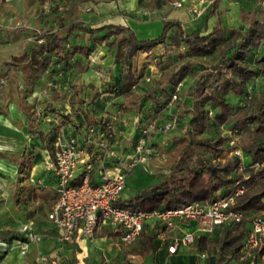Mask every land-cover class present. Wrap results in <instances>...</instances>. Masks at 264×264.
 I'll use <instances>...</instances> for the list:
<instances>
[{
	"label": "trees",
	"instance_id": "trees-1",
	"mask_svg": "<svg viewBox=\"0 0 264 264\" xmlns=\"http://www.w3.org/2000/svg\"><path fill=\"white\" fill-rule=\"evenodd\" d=\"M46 1L52 3L53 0ZM147 1L153 3L155 8H162L177 0H138V6L146 7ZM260 2L256 9L241 12L243 28H228L219 21L210 31L188 32L180 21L166 20L161 35L150 39H139L130 26L106 24L91 27L84 22L66 25L62 16L53 14L54 22L66 28L65 33L60 35L50 31L39 34L37 45L4 63L8 71L29 63L38 65L40 72L60 65L62 72L74 68L75 78L79 79L92 67L93 46L104 43L116 50L115 63L125 67L121 79V110L140 111L143 103L147 102L154 114L163 116L171 103L179 105L190 116L184 134L176 137L175 147L166 152V159L161 165L164 171L153 176L156 178L154 184L124 201L119 200L117 203L123 207L146 211L175 208L196 201L210 203L230 193L235 189L239 160L230 155L228 141L230 133L237 135L243 152L251 157V163L247 165L250 178L243 182L245 191L237 197L235 205L245 213V219L241 224H236L240 225L236 230L226 227L220 239L201 237L198 240L201 250L227 252L228 257L218 255L216 264H229L243 249L247 234L246 224L243 223L248 221L247 213L264 212V88L252 94L248 91L250 82L264 77V0ZM219 7L220 0H213L209 16L216 15ZM76 32L89 36L93 46L73 45L71 40ZM166 46L170 52L178 54V61L162 71L159 78L150 80L147 86L138 87L135 59L140 54ZM77 55L84 60H76ZM190 75L196 76L195 83L180 94L183 99L189 98L192 104L173 101L176 88ZM72 87L74 92L69 102L76 115L84 110L85 99L82 97V85L73 84ZM230 94L238 98L247 96L248 100L244 105H235L228 99ZM55 95L60 96V93ZM99 95L96 92L88 106ZM85 116L87 126L107 122L103 119L97 121L87 114ZM27 117L30 122L37 120L31 113ZM211 123L218 130L226 128L209 134ZM33 125L35 128L32 126V132L36 135L38 124ZM18 236L24 238L20 232ZM33 264L41 263L35 261Z\"/></svg>",
	"mask_w": 264,
	"mask_h": 264
},
{
	"label": "crops",
	"instance_id": "crops-1",
	"mask_svg": "<svg viewBox=\"0 0 264 264\" xmlns=\"http://www.w3.org/2000/svg\"><path fill=\"white\" fill-rule=\"evenodd\" d=\"M181 1L183 2L182 7L173 6V3L169 2L162 8H158L157 11L159 13L167 14V19L180 21L182 26L188 32H193L195 30L205 31L206 29L207 31H210L217 24L214 23L216 20L212 24V18L210 19L209 16V12L212 8V5L210 6L212 0H205V2L200 7L199 16H196V14L193 16V13L189 10V6L196 5L199 0ZM103 2H109L108 4L110 7L115 6V9L118 8L122 11L121 14H118L115 18H112L113 22L117 21L114 23L119 25H126V23L122 21L123 18H125L122 16L125 11L132 13L138 7V0H103ZM118 20H121L122 22H118ZM161 22L162 21H160V23ZM161 48L162 47H157L150 53L140 54L135 59L134 70L137 71L136 64H138V68L141 67L139 64L141 63L140 61L142 58L147 61L146 58L149 57L150 54H152L154 51H161ZM115 53L116 50L113 49L109 61L107 62V66L111 72L110 77H107L103 80L101 78H95L91 72V69H89L86 73L81 75L79 79L71 80L72 85L80 84L83 86L82 97L85 99L83 111H79L76 115L73 114L72 104L66 99L67 97L63 98L62 96L64 95L56 96L55 93L57 92H54L55 98H50V96H47L46 101L38 105V107L44 110V113L43 116L39 117L37 120L38 133L36 135L33 133L32 134L34 135L36 142L41 141V139L42 142L48 141L50 147L41 148L39 152H37L39 153L38 156L30 161V169L27 170V173L29 175V189L31 187L32 188L27 193L25 191L27 186V184H24L25 180L19 181V179L16 177L18 170H26L25 167H27L28 164L26 163L23 167V163L14 164L10 159H8L6 162H2L3 160H0V175H7L8 178H5L4 180L9 181V190H0V215H2L0 217V224L20 225L22 224L21 221H25V218L28 216V220H26L28 223L26 224H35V229L37 231L45 228L44 240L40 243L31 245L30 248L32 251L28 258H25L27 255L22 256L18 252H10L5 255V263L22 264L26 259H28V264H33L35 261H40L47 257V261L49 262L56 263V259H63L62 261L65 262V264H216V258L218 255H220L219 253L215 255L211 254V258L208 262H206L207 254L205 252L201 254L200 258L198 257L199 251H205V249L201 250L199 248L198 240L201 237L206 239L218 237L221 238L224 229L228 226L231 227V225L216 226L212 233H204L199 230V224L196 221L176 220L175 225L168 228L164 222L153 218L145 222L144 230L136 242L133 243L135 244L133 248H128L126 247L127 245L122 242V233L113 228L111 225L105 223H103L104 225L101 226L93 238L78 236L73 244L61 242L58 239L56 226L51 220L48 219V214L58 198V177L55 169L50 166V164L54 161L53 144L57 139L65 140L68 137L76 136L79 138L80 144L84 147V137L87 129L85 115L87 114L90 118H94L99 121L100 119H98L99 115L97 111L99 106H101L102 103L104 105L108 104V102L115 103L114 106L118 108L116 115L119 120L127 119L128 121L127 125H123L124 129H122V132L124 136L122 140H127L129 142L125 144L121 143L120 145L119 143L117 144V149H120L121 151L122 148V156L119 158H109L106 160V168L108 172L111 175H114L117 173L126 172L125 167L128 160L130 162L131 159H136L135 149L137 141L141 136L140 130L142 123L145 119L154 115L150 105L147 102L143 103L144 106L140 111L125 112L119 108V104L123 100V97L121 96V79L125 71V67L121 63H115ZM173 64H168L162 71L174 66ZM162 71L157 74L156 78L160 77ZM189 79H192V75L188 76L181 83L182 86H184L185 83H188ZM45 81V78L42 79L38 85L41 87ZM96 92L100 94L98 99L88 106ZM237 98L238 97L234 94H230L228 96V99L231 101H237ZM37 101H39V99ZM186 102L191 105V100L189 98H187ZM92 109L95 110L92 111ZM84 111L86 113H84ZM181 111L183 110L181 109ZM168 115L169 110L166 109L163 121H166V119L169 118ZM19 121L24 123V125L26 124V127H28L27 124L29 123V118L26 115L24 118H20ZM0 125L8 129H12V127H14V122L9 120L7 117L3 118V116L0 115ZM160 136L162 135H152L151 142L153 144L156 143L155 141L161 139ZM44 138L45 141H43ZM22 145L23 142L18 136L15 138H7L0 135V153H3L4 155L9 153L7 151H10V153L20 154ZM126 149L128 150L126 151ZM158 149V146L155 147V152L149 156L148 162L144 164L146 166L148 164L150 166V170L157 173L160 172L161 164L166 158L165 155L161 156V153H159ZM164 149L167 148L164 147ZM94 151V149L89 148L90 154L85 156L83 161L80 163L72 184L78 185L82 182L84 177V167L90 157L94 161L96 167V170L92 171L90 174V182L93 185L98 183V167L101 162L96 158V154L93 153ZM2 159H5V157H2ZM12 173L15 175L14 177H11ZM19 175L21 178L23 177L24 173H20ZM127 179L128 177L126 178V187L128 181ZM126 187L121 195L120 201H124L129 198L128 193L125 191ZM7 197L11 198L12 204L15 205V208L20 207L21 204H24L27 209L26 212L21 208H18L19 211L14 210V214H17L15 216L18 217L16 221L3 220L6 215L5 212L7 206L10 205L7 201ZM259 213L264 212L252 211L247 213L248 221L243 223L246 224L245 228L247 232L244 239V247L233 257L229 264H264V259L260 252L258 250H251L245 245L247 236L252 226L251 217ZM23 214L25 217H23ZM21 226L22 225L18 226V228L20 227L18 229L19 231L24 225L22 227ZM160 232H163V237L158 236ZM186 233L195 234V243L188 247H180L178 252L173 255L169 254L168 246L172 244L176 238H180ZM113 238L116 239V242L112 240ZM19 241L20 240L18 239L15 240L17 243H19ZM203 254H205V257H203ZM40 263L45 264V262Z\"/></svg>",
	"mask_w": 264,
	"mask_h": 264
},
{
	"label": "rangeland",
	"instance_id": "rangeland-1",
	"mask_svg": "<svg viewBox=\"0 0 264 264\" xmlns=\"http://www.w3.org/2000/svg\"><path fill=\"white\" fill-rule=\"evenodd\" d=\"M212 1L210 6L212 5ZM108 3L109 2H103V0H53L52 3L49 1L47 2L46 0H0V115H2L3 118L7 117L9 120L14 122V127H12V129H8L0 125V135L7 138H15L18 136L23 142L20 154L10 153V151H7L9 153H6L5 155L0 153V160H3L2 162H6L8 159H10L14 164H22L23 162L28 164L27 167H25L26 170H18L16 177L19 179V181L25 180L24 184H27L25 189L26 193L32 188L31 187L29 189V175L27 173V170L30 169V161L38 156L39 153L37 152H39L41 148L50 147L49 142L45 141V138L43 140L45 142H42V139L41 141L36 142L34 135L32 134V126L35 128L33 124H37V120L39 117H42L44 113V110L38 107V105L44 103L47 96H50V98H55L54 92H59L61 96L64 95L62 96L63 98L67 97L66 99L69 100L74 92L71 80L76 79V70L72 68L67 72H62V66L57 65L51 67L48 71L40 72L38 65L29 63L28 65H25L17 70L8 71L6 70L4 63L12 60L15 56L22 55L24 52L29 51L33 46L37 45V36L39 34L52 31L63 35L66 28H61L59 23L54 22L53 14H56V16H62L66 25L71 22H84L86 25L91 27L115 24L114 22L117 21L113 22L112 18H115L118 14H121L122 11L118 8L115 9V6L110 7ZM260 4V0H220L218 13L216 15L210 16V19L212 18V24L216 20L214 23H219L220 21L228 28H243L244 23L240 19L241 12L256 9ZM262 7L264 12V3L262 4ZM190 8L191 6H189V10ZM157 10L158 8H155L153 3L147 1L146 7L138 6L132 13L125 11V13L122 14V16L125 17L122 21L126 23V26H129L130 24V27H133L131 28L135 31L139 39L156 38L161 35L164 22L166 20H171L167 19V14L159 13ZM191 12L193 13V16H195V14L196 16L200 15V13H195L193 11ZM159 20L162 22L160 23ZM122 21L118 20V22ZM71 41L73 45H92L90 37L81 32H76ZM112 52L113 48L107 46L104 43L93 46L90 64H92V59H94V63L91 65V72L95 78L97 77L103 80L107 77H110L111 72L107 66V62L109 61ZM178 58V54H173L170 52L167 46L162 47L161 51H154L149 55V57L146 58L147 61L142 58L140 61L141 63L139 64L141 67L138 68V64H136L137 73L139 74L138 87L143 88L147 86L150 80L155 79L157 74L161 72L168 64H173L178 61ZM76 60L83 61L84 59L80 55H77ZM44 78L46 81L40 87L38 84ZM195 81L196 76L192 75V79H189L188 83H185L184 86L181 84V91L179 92V97L176 101H187V98H181L180 93L188 91L193 86ZM262 88H264V77L256 78L248 84V91L251 92L250 94L257 92ZM38 99L39 101H37ZM237 99V101L230 102L235 105H244L248 100L247 96L239 97ZM102 105L104 104L102 103ZM102 105L99 106V109L97 110L99 115L98 119H103L104 121H115L116 135L109 141L114 145L115 148H117L118 143L120 145L121 143L125 144L129 142L127 140H122L124 136L122 129H124L123 127L125 126L123 121H126L127 125V119L119 120L116 115L118 108L114 106L115 103L108 102V104H105L104 106ZM168 110L169 118L166 119V121L174 120L176 122V129L173 132L160 136L161 139L155 141L156 143L154 144L151 142L152 136L149 140L150 144H153L154 147H159V153H161V156L165 155V157L166 152L172 150L175 147V138L181 136V134H184V127L190 119V116L181 111L179 105L169 103ZM28 113H31L32 116H35L37 120L34 122L29 121L27 124L28 127H26V124L24 125V123L19 121V119L22 117L24 118ZM163 117L164 115L162 116L154 114L145 121L152 118H157L160 120V122H165L163 121ZM224 128L226 127L220 128L218 130L216 125L211 123L209 134H215L218 131L224 130ZM164 147L167 149H164ZM127 150L128 149H126V151ZM117 151L119 158L122 156V148L121 151L120 149H117ZM2 157H5L7 160L2 159ZM244 157L246 165H249L251 163V157L245 153ZM161 170L164 171V169ZM20 173H24L23 177L21 178L19 177ZM156 173L157 172L150 170V166L148 164L147 166L144 164L136 166L131 172L127 173L128 181L125 190L126 193H128L129 196L135 195L140 190L146 189L150 185L154 184L156 178L153 176ZM14 176L15 175L12 173L11 177ZM5 178H8V176L0 175V190L8 191L9 181L4 180ZM7 201L10 205H5L7 206V209L3 220L16 221L18 217L15 216L17 214H14V210L19 211L18 208L24 209L23 211L26 212L27 209L24 204H21L20 207L15 208V205L12 204L11 198L7 197ZM1 216L2 215H0V217ZM23 217H25L24 214ZM26 220H28V216L25 218V221H21L22 224L20 225H28L34 229L36 228L35 224H26L28 223ZM20 225L0 224V261L2 260L4 264H7L4 261L6 254L10 252H18L21 254L19 251L20 245L19 243L15 242L16 239L22 240L18 236L20 232L18 230L20 227L18 228V226ZM238 226L235 224L231 225L233 230H236ZM44 230L45 228L41 229L40 231L36 230L37 232L41 233L43 240ZM112 240L116 242L115 238ZM134 245L135 244H131L127 245L126 247L133 248ZM30 247L26 254L27 257L25 258H28L32 251ZM204 252L207 254L206 262L210 260L211 254L215 255L219 253L223 257L227 256L226 251L221 252L219 249H215L212 253L207 250L199 251L198 257L200 258L201 254ZM47 260L48 259L46 257L45 259H42L38 262H45V264H48L49 261ZM62 260L63 259H56V263L53 264H65V262ZM28 262L29 260L26 259L22 264H28Z\"/></svg>",
	"mask_w": 264,
	"mask_h": 264
},
{
	"label": "built area",
	"instance_id": "built-area-1",
	"mask_svg": "<svg viewBox=\"0 0 264 264\" xmlns=\"http://www.w3.org/2000/svg\"><path fill=\"white\" fill-rule=\"evenodd\" d=\"M205 0H199L191 6L190 11L200 13V7ZM176 7H182L183 2H173ZM91 63V62H90ZM94 59H92V64ZM91 64V65H92ZM181 84L172 95L175 101L179 97ZM126 124V121H123ZM176 129V122L168 120L160 122L152 118L142 123L141 136L136 145V159L126 164V172L111 175L106 168V160L118 158L117 148L109 141L116 135L115 121H107L104 125H89L85 134V146L80 144L79 138L71 136L65 140L57 139L54 146V161L50 164L58 177V198L48 214V219L56 226L58 239L61 242L73 244L78 236L93 238L102 225L108 224L122 233V242L133 244L144 230L145 222L149 219H158L170 228L176 220L196 221L199 230L212 233L216 226L241 224L245 213L239 211L235 205L237 197L244 193L243 182L250 178L245 162L244 152L237 135L230 133L228 145L230 155L238 158L236 168L237 180L235 189L230 193L213 200L210 203L200 201L191 202L181 207L156 208L146 211L130 207H123L117 202L126 187L127 173L139 164H146L149 156L155 152V147L149 140L152 135H165ZM89 148L94 149L96 158L101 162L98 167L99 181L95 185L90 182V174L96 170L95 163L90 157L84 167V177L80 184L72 181L80 163L90 154ZM90 156V155H89ZM251 230L247 236L246 247L260 251L264 259V215L256 214L251 219ZM24 238L19 241L20 252L26 255L31 244L43 240L41 233L33 227L24 225L20 229ZM163 232L159 237H163ZM194 233H186L176 238L168 246L169 254L178 252L180 247H188L195 243ZM205 257V254H203ZM45 259V258H43ZM0 264H4L1 260Z\"/></svg>",
	"mask_w": 264,
	"mask_h": 264
}]
</instances>
